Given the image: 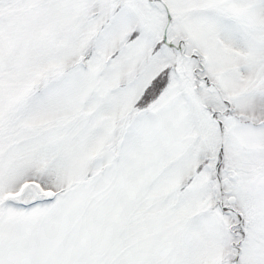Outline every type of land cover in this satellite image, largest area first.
<instances>
[{
    "label": "snow or ice",
    "instance_id": "1",
    "mask_svg": "<svg viewBox=\"0 0 264 264\" xmlns=\"http://www.w3.org/2000/svg\"><path fill=\"white\" fill-rule=\"evenodd\" d=\"M0 264H264V0H0Z\"/></svg>",
    "mask_w": 264,
    "mask_h": 264
}]
</instances>
